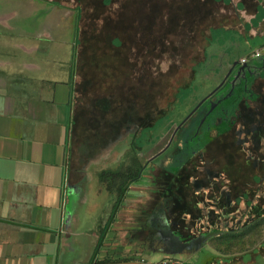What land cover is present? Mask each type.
<instances>
[{"label":"crops","instance_id":"obj_1","mask_svg":"<svg viewBox=\"0 0 264 264\" xmlns=\"http://www.w3.org/2000/svg\"><path fill=\"white\" fill-rule=\"evenodd\" d=\"M26 1L31 7L37 0ZM12 2L20 0H0V264L176 261L163 251L158 256L143 252L159 232L170 246L178 247L183 264H197L199 248H213L214 241L225 236L227 227L223 229L220 216L227 214L225 206L239 192V174L233 179L229 167L227 174L223 172L228 178L221 182L236 190L223 192V184L217 182L219 173L209 183L187 174L191 169L186 166L199 159L153 167L147 174L155 158L147 163L138 159L142 176L128 186L112 215L118 192L101 174L128 165L123 163L130 150L128 141L109 143L90 156L75 148L73 130L80 118L75 110L98 114L114 106L102 101L77 104L74 67L69 68L62 58H49L53 55L48 45L53 42L50 25L43 21L34 27L26 25L31 15L7 10ZM259 49L264 55V45ZM260 75L257 94L258 85L264 84V69ZM261 91L260 95L249 92L252 100L263 97ZM226 161L216 159L209 165L226 168ZM153 172L161 173L158 178L165 189H156L159 179L153 180L152 189H145ZM171 184L176 187L174 193L168 191ZM241 197L245 195L237 199ZM167 199L168 206H162ZM213 216L219 217L216 226ZM211 254L204 264H257L255 254L231 257L232 261L230 256Z\"/></svg>","mask_w":264,"mask_h":264},{"label":"rangeland","instance_id":"obj_2","mask_svg":"<svg viewBox=\"0 0 264 264\" xmlns=\"http://www.w3.org/2000/svg\"><path fill=\"white\" fill-rule=\"evenodd\" d=\"M37 1L31 7L26 0L12 2L14 4H7V10L14 8L17 12L22 10L31 15L26 25L34 27L42 21L50 25L53 42L48 45L53 49V55H49V58H62L69 68L74 67L75 70L74 51L77 49L78 28L82 25L80 18L85 11L80 10L74 0L62 3L55 0ZM206 16L204 26H197L196 51H190V42L187 41V46L181 48L177 56L172 59L166 56L159 67L150 69V77L146 74L144 79V72L141 71L140 76L144 79L141 86L153 89V98L147 100L148 104L143 110H135L130 105L114 106L109 112L98 114L93 110L77 109L75 111L80 118L76 123L77 128L73 130V142L77 150L93 156L109 143L120 144L127 140L130 150L123 157V163L129 165L130 157L134 155L142 163L155 158L145 170L146 174L153 167L167 168L169 164L174 166L176 161L186 158L199 159L200 162L186 166L191 169L187 174L209 183L219 173L217 182L223 184V192L228 189L236 192L231 185L224 183L228 178L225 175L228 164L225 168L210 166L209 163L221 158L217 146L222 143H226L231 150L238 146L241 150L237 151L236 157L248 162L246 172L237 175L238 194L230 197L228 206H225L227 214L220 216L224 219L223 229L227 227L223 231L225 236L214 241L215 250L200 247L197 264H204L211 253L230 258L255 254L257 264H264V84L258 85L263 97L255 102L249 95V92L260 95V91L257 94V84H261L259 77L264 69V55L256 59L251 56L264 45V37L256 38L257 35H264V0H221L219 4L207 8ZM243 60H247L245 64H242ZM76 81L77 104H88L86 96L80 94L79 76ZM204 99L170 143L177 127ZM221 109L224 110L221 117L213 115V112ZM186 144L190 149L186 150ZM182 146L184 149H181ZM123 166L127 167L121 164L117 170ZM207 170L214 172L208 174ZM149 174L152 177L146 179L145 189L153 188L154 179L160 180L159 186L156 181V189H165L163 180L158 178L161 173ZM253 178L257 179L256 184ZM228 180L232 181L231 178ZM235 184L232 185L236 188L238 185ZM175 188L171 184L168 191L174 193ZM238 195H245V198L237 199ZM168 204L169 199L162 206ZM218 221L219 217H212L215 226ZM177 249L170 246L159 232L142 250L157 256L163 252L170 253L172 258L183 264V259L176 253Z\"/></svg>","mask_w":264,"mask_h":264},{"label":"trees","instance_id":"obj_3","mask_svg":"<svg viewBox=\"0 0 264 264\" xmlns=\"http://www.w3.org/2000/svg\"><path fill=\"white\" fill-rule=\"evenodd\" d=\"M75 1L79 9L85 11V15L80 18L82 25L78 28L75 50L74 72L80 77V94L86 96L87 102L98 104L102 101L107 105L111 102L115 107L130 105L139 111L144 109L148 104L147 100L150 101L153 96V89L141 86L146 74L150 77V69L159 67L164 57L172 59L177 56L181 48L187 46V41L190 42V51H196L197 26L199 28L204 26L207 8L221 2V0ZM142 70L144 79L140 76ZM243 90L247 91L245 88ZM223 111L218 110L216 113L213 112V115L221 117ZM236 147L231 150L226 147V143L217 146L222 155L219 159L227 160L232 178L237 173L246 172L248 162L239 156L236 157L239 153L237 151L241 150ZM142 172L143 168L134 155L130 157L127 167L123 166L113 173L101 174V179L109 181V186L118 192L112 215L122 202L128 186L138 181ZM252 181L256 184L257 179L253 178Z\"/></svg>","mask_w":264,"mask_h":264},{"label":"built area","instance_id":"obj_4","mask_svg":"<svg viewBox=\"0 0 264 264\" xmlns=\"http://www.w3.org/2000/svg\"><path fill=\"white\" fill-rule=\"evenodd\" d=\"M261 55H263V52L262 51H256L252 54L251 58L252 59H256V58H259ZM247 60H243L242 61V64H245ZM151 264H181L180 262L178 261H174V260H161V261H158V262H155V263H151Z\"/></svg>","mask_w":264,"mask_h":264},{"label":"water","instance_id":"obj_5","mask_svg":"<svg viewBox=\"0 0 264 264\" xmlns=\"http://www.w3.org/2000/svg\"><path fill=\"white\" fill-rule=\"evenodd\" d=\"M210 96H212V94L210 95ZM210 96L207 98V99H209L210 98ZM205 101V99L188 115V117L181 123V125H179L178 127H177V129L175 130V132L173 133V135H172V138H171V140H170V143L172 142V139H173V137L175 136V134L177 133V131H178V129L183 125V123L185 122V121H187V119H189L194 113H195V111L200 107V105L203 103ZM170 143L168 144V146L167 147H169V145H170Z\"/></svg>","mask_w":264,"mask_h":264},{"label":"flooded vegetation","instance_id":"obj_6","mask_svg":"<svg viewBox=\"0 0 264 264\" xmlns=\"http://www.w3.org/2000/svg\"><path fill=\"white\" fill-rule=\"evenodd\" d=\"M55 1H57V3H62V2H66V0H55ZM75 1V0H74ZM76 2V1H75ZM239 69V68H238Z\"/></svg>","mask_w":264,"mask_h":264}]
</instances>
